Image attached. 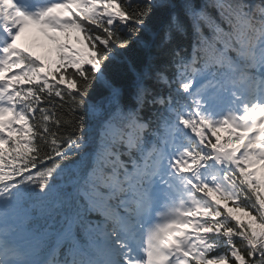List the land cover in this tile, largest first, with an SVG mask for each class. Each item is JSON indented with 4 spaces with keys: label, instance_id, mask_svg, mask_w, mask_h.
<instances>
[{
    "label": "snow or ice",
    "instance_id": "snow-or-ice-1",
    "mask_svg": "<svg viewBox=\"0 0 264 264\" xmlns=\"http://www.w3.org/2000/svg\"><path fill=\"white\" fill-rule=\"evenodd\" d=\"M0 264H264V0H0Z\"/></svg>",
    "mask_w": 264,
    "mask_h": 264
},
{
    "label": "rangeland",
    "instance_id": "rangeland-1",
    "mask_svg": "<svg viewBox=\"0 0 264 264\" xmlns=\"http://www.w3.org/2000/svg\"><path fill=\"white\" fill-rule=\"evenodd\" d=\"M59 36H60V34H58ZM79 35L77 34V35H74V34H72V37H78Z\"/></svg>",
    "mask_w": 264,
    "mask_h": 264
},
{
    "label": "trees",
    "instance_id": "trees-1",
    "mask_svg": "<svg viewBox=\"0 0 264 264\" xmlns=\"http://www.w3.org/2000/svg\"><path fill=\"white\" fill-rule=\"evenodd\" d=\"M50 56V55H49ZM48 57V56H47Z\"/></svg>",
    "mask_w": 264,
    "mask_h": 264
}]
</instances>
